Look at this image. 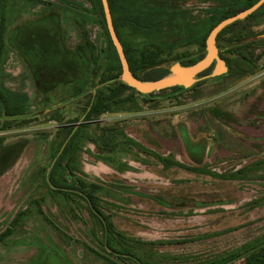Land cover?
I'll use <instances>...</instances> for the list:
<instances>
[{
  "label": "rangeland",
  "instance_id": "374dc122",
  "mask_svg": "<svg viewBox=\"0 0 264 264\" xmlns=\"http://www.w3.org/2000/svg\"><path fill=\"white\" fill-rule=\"evenodd\" d=\"M162 1L172 6L161 22L124 35L134 47L160 48L171 66L206 52L213 25L250 0ZM7 3L0 0V233H12L0 264H246L245 251L264 243V5L221 37L226 74L192 90L134 93L89 128L76 174L98 186L114 251L89 204L47 179L63 127L83 117L88 90L117 67L99 9L95 0ZM37 32L46 47L54 39L78 81L41 86L32 66L48 68L53 82L62 76L49 66L61 57L44 61L36 41L26 45ZM18 111L25 117L1 118Z\"/></svg>",
  "mask_w": 264,
  "mask_h": 264
},
{
  "label": "trees",
  "instance_id": "16d2710c",
  "mask_svg": "<svg viewBox=\"0 0 264 264\" xmlns=\"http://www.w3.org/2000/svg\"><path fill=\"white\" fill-rule=\"evenodd\" d=\"M3 1L4 6H6L7 9V0ZM257 1L258 0H250L248 4L242 7L227 9L225 15H223L220 21L246 8L251 7ZM95 3L99 9L103 27L108 38L110 61L114 65H117V67L112 65V67H110L112 69H108L107 75L104 74V76H101L98 86H93L88 90V99L86 105L84 106L83 117L81 119L73 120L63 127L64 138L48 171L47 179L54 192L62 194L67 199H70L74 195L81 197L89 204L91 212L97 215L98 217L100 216L102 222L104 223L105 231L109 237L106 242L107 247H110V249H113L115 251L121 249L115 246L114 243L116 237V230L111 220V216L103 213L102 209L100 208L101 206L97 201L98 197L95 193L98 190V186L93 183L88 184L82 177L76 174V166L74 161H76L78 157H80L85 143L87 142V140L90 139V135L88 134L89 128L92 127V125L99 119V117L103 113L115 111V109L120 108L122 104L128 102L129 100H132L134 93L141 95V92H138L135 88L127 85L121 79L122 67L117 50L110 38L106 26V19L103 11L102 1L95 0ZM109 4L117 34L124 46V50L133 74L138 79L144 81L156 80L168 75L170 73V66H167L165 64L166 62L162 58H160V52H162L161 49L158 47L153 48L149 46L145 48L134 47L130 44V41L128 40L130 38H133V36L128 37L124 35V31L130 30V33L132 34L147 30L151 26V24L161 22L162 18H164L162 16V12L164 11V9L171 7L172 4L169 1L165 2L162 0H109ZM174 4L176 6V3ZM257 11L258 10H256L246 18L249 19L250 17L254 16ZM180 12L181 11H178L177 15L179 17ZM239 21L240 20L227 26L218 34V47L221 37H223V35L227 32L229 28L236 25ZM216 24H214L213 27ZM208 34L203 38V41L201 43L203 47H206L205 41ZM33 35L34 36L31 37V40L27 39L25 43L26 45L32 47L33 45L35 46V44L29 45V43H34V41H36V45H39L38 48H41L42 51L41 53L40 51L38 53V56H40L42 60L44 59V61H47L45 57H48L49 61L50 59L55 58L57 55L61 57L58 65L52 63L53 65L49 66L51 72H53L51 73L52 77L56 73L62 76L61 78L53 82H50L47 78L49 70L48 68L44 67V65H34L35 67L32 66L36 78H38L39 83L42 87H49L53 85L55 87L58 85V83H68L70 81H74L73 79H75L76 81L80 79L79 76L81 75V73L80 75L74 73L71 74V76L69 75L70 78L68 77V73H70V70H72L73 63L70 60H66L65 54L62 50H60V47L57 46V43L54 41L53 38H50L48 42V47H46L45 43L41 41V39L43 40L44 38L40 37L41 34L39 32L34 33ZM205 54L206 52H202L197 58L182 59L180 60V62L183 65H192L197 61L201 60L205 56ZM220 55L224 60L228 62V59L225 56H223L222 54ZM214 66L215 64L200 73L198 75L199 80L193 86L187 88L186 90H192L195 86H202L206 84L210 79L208 75L211 74ZM85 84V80H82V83L79 85L80 89L83 88ZM180 88L182 87L174 86L170 89ZM128 91H131L132 93L128 94ZM23 113L24 112L21 111L15 113H8V115H5L6 117L2 116L1 118L4 117L18 119L21 117H25L23 116ZM11 233V228H7L5 231L1 232L0 244H2L5 239H7L9 235H11ZM130 252L132 251L127 250L125 256L126 258L133 260V258H135V255L131 254ZM244 255L246 259V264H264V243L246 250ZM136 259L138 260V264H144L139 258Z\"/></svg>",
  "mask_w": 264,
  "mask_h": 264
},
{
  "label": "water",
  "instance_id": "95a60500",
  "mask_svg": "<svg viewBox=\"0 0 264 264\" xmlns=\"http://www.w3.org/2000/svg\"><path fill=\"white\" fill-rule=\"evenodd\" d=\"M103 5V11L106 19V26L110 35V38L117 50L122 74L121 79L129 86L135 88L141 93H152L154 91L171 88L174 86H181L184 88H190L198 81V75L204 70L215 64L213 71L209 77H216L226 74L229 70L225 61L220 57L219 49L217 46L218 34L227 26L233 24L238 20H243L250 14L258 10L263 4L264 0H258L251 7L246 8L232 16L222 19L218 22L210 31L206 38V54L196 63L186 66L180 62H176L170 66V73L163 78L156 80H140L132 72L128 58L126 56L124 46L117 34L113 15L111 12L109 0H101Z\"/></svg>",
  "mask_w": 264,
  "mask_h": 264
}]
</instances>
